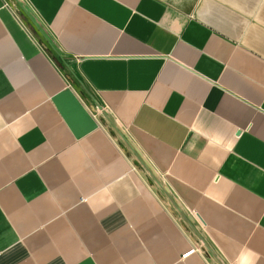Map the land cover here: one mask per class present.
Listing matches in <instances>:
<instances>
[{
  "label": "crops",
  "instance_id": "1",
  "mask_svg": "<svg viewBox=\"0 0 264 264\" xmlns=\"http://www.w3.org/2000/svg\"><path fill=\"white\" fill-rule=\"evenodd\" d=\"M0 264H264V0H0Z\"/></svg>",
  "mask_w": 264,
  "mask_h": 264
},
{
  "label": "rangeland",
  "instance_id": "2",
  "mask_svg": "<svg viewBox=\"0 0 264 264\" xmlns=\"http://www.w3.org/2000/svg\"><path fill=\"white\" fill-rule=\"evenodd\" d=\"M109 124L106 125V129L109 132V134L117 140L118 144L121 147V149H125L128 151V156L131 157L135 163V165L139 166L140 169L146 173V181L148 182L149 186L154 190L156 195L167 205V208L171 211L173 216L176 218L177 222L183 226V229L190 235L195 237V234L197 232V225L196 222L192 219H190L189 216L184 215L183 213H180L177 211L176 208L179 207V201L173 196H169L168 193L165 192V189L162 188L161 185L164 183V178L160 174H156L154 170L146 163V161L141 158L137 152H135L134 148L130 144H125L123 139L120 137V135L125 134V130L120 127L114 120H112L110 117ZM136 157V158H132Z\"/></svg>",
  "mask_w": 264,
  "mask_h": 264
}]
</instances>
